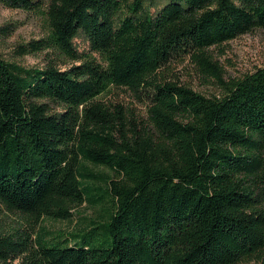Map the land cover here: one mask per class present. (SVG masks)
I'll return each mask as SVG.
<instances>
[{"label": "trees", "instance_id": "16d2710c", "mask_svg": "<svg viewBox=\"0 0 264 264\" xmlns=\"http://www.w3.org/2000/svg\"><path fill=\"white\" fill-rule=\"evenodd\" d=\"M39 11L18 45L72 62L0 56V264H264V66L224 78L211 47L264 29V0H0ZM82 35L87 50L73 40ZM189 57L221 94L161 70ZM146 101L145 119L107 97ZM96 208L68 236L44 219Z\"/></svg>", "mask_w": 264, "mask_h": 264}, {"label": "rangeland", "instance_id": "374dc122", "mask_svg": "<svg viewBox=\"0 0 264 264\" xmlns=\"http://www.w3.org/2000/svg\"><path fill=\"white\" fill-rule=\"evenodd\" d=\"M40 1L42 8H44L49 0ZM126 1L131 3L133 0ZM151 1L154 3L150 7L152 12L165 2V0H143V3L148 4ZM45 31L44 15L41 12L10 9L0 4V56L2 58L16 61L26 67H44L48 59L51 58L60 68H67L72 62L61 58V55L55 54V52L20 53L18 45L41 37ZM73 42L80 51L88 49V42L82 35L74 38ZM211 51L213 57L223 67L226 80L231 77H241L264 66V29H256L219 46H213ZM161 73L165 75V79L188 85L206 96L221 94L220 88L213 79L203 76L189 57L172 59L161 70ZM107 99L121 103L125 108H131L138 120L146 117V101L137 97L129 89L115 88ZM95 213V207L83 203L73 211L70 219L51 220L44 218L39 225L35 226V230L39 231V228L43 227L49 232L47 235L57 236L61 234L63 238L76 229V225L80 224L81 219L93 217ZM27 223L23 215L0 210V228L4 230H9L19 224L27 226ZM248 264H260V260H254Z\"/></svg>", "mask_w": 264, "mask_h": 264}]
</instances>
